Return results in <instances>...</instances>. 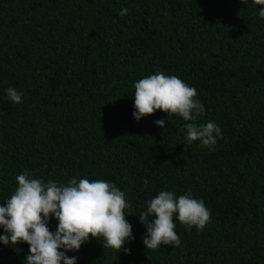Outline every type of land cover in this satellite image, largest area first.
I'll use <instances>...</instances> for the list:
<instances>
[{
    "label": "trees",
    "instance_id": "obj_1",
    "mask_svg": "<svg viewBox=\"0 0 264 264\" xmlns=\"http://www.w3.org/2000/svg\"><path fill=\"white\" fill-rule=\"evenodd\" d=\"M261 7L252 0H0V206L25 170L45 182L104 180L132 205L124 210L130 254L89 237L67 253L76 264H264ZM156 72L196 89L205 109L197 123L222 130L214 150L183 145L188 122L177 115L157 110L135 120L133 85ZM9 87L23 93L22 103L7 98ZM161 191L191 193L210 222L187 230L174 214L180 246L149 250L138 214ZM57 224L52 218L47 226L54 233ZM29 247L0 243V264H24Z\"/></svg>",
    "mask_w": 264,
    "mask_h": 264
},
{
    "label": "clouds",
    "instance_id": "obj_2",
    "mask_svg": "<svg viewBox=\"0 0 264 264\" xmlns=\"http://www.w3.org/2000/svg\"><path fill=\"white\" fill-rule=\"evenodd\" d=\"M247 5L248 0H241ZM254 5L264 6V0H252ZM123 8L121 16L127 15ZM264 18V7L258 12ZM136 121L162 110L167 116L182 117L186 135L183 145L190 146L200 141L201 146L214 150L217 137L222 138V130L214 122L197 123L205 112L203 104L194 99L195 88L188 86L177 76H166L163 72L140 79L133 85ZM7 98L15 103L23 102V93L14 87L6 90ZM155 124L164 127L165 120ZM18 186L3 206H0V243L15 246L25 242L29 254L24 264H76L77 257H69L70 251H79L89 237H103V248L117 252L123 250L126 242L134 239L132 225L126 220L124 210L131 208L125 193L114 183L104 180L70 179L66 184L54 180L32 179L28 170L15 177ZM145 186L148 181H144ZM174 214L187 230L195 227L203 230L210 222L211 213L202 200L187 193L177 197L170 191H161L148 202L145 211L139 215V222L147 231L142 243L149 250H157L161 245L180 246V237L174 231ZM155 217L150 221V218ZM58 221L56 231L48 228L49 221Z\"/></svg>",
    "mask_w": 264,
    "mask_h": 264
}]
</instances>
